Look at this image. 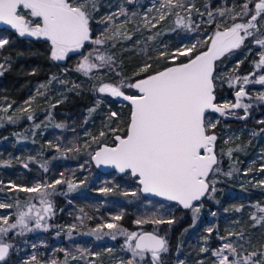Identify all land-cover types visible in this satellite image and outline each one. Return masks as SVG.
<instances>
[{"label": "trees", "instance_id": "1", "mask_svg": "<svg viewBox=\"0 0 264 264\" xmlns=\"http://www.w3.org/2000/svg\"><path fill=\"white\" fill-rule=\"evenodd\" d=\"M146 2L147 0H137L136 4L126 7L130 12H140ZM192 2L200 12L205 13L201 17L193 12V19L200 24V28L196 31L178 27L175 24V15L168 16L151 31L142 26L139 16L130 17L131 22L121 31L131 35V39L121 37L117 40L116 46L109 49L119 64L117 69L120 72L119 76L115 71L109 70L94 69L88 75L76 71L81 59L78 53L70 54L63 61H54L50 58V45L43 39H35L28 46H15L5 51V57L10 58V67L0 75V109L9 103L12 104V108L7 113L0 111V117H3V120H0L2 124L0 126V182H2L0 195L13 205L18 201L21 207L19 209L15 207L17 211L34 202L37 196L34 193L10 190V185L7 184L9 181L18 186L29 187L35 180L50 183L61 176V173L63 179L82 178V174L85 176L82 178L81 191L67 193L57 191L59 193H56L54 198L55 216L51 220L54 226L52 230L10 237L8 242L14 247L7 258L8 264H18L22 257H27L29 252L34 250L32 247L34 244L43 251V255L52 252L57 257H62L63 252L60 250L72 244L65 238L66 224L92 230L103 224L114 212L122 213V219L116 223L124 229L135 228L137 226L135 220L152 218L155 213L164 219H174L172 225L161 224L153 230L166 237L168 241L169 252L162 254L165 264H178L181 260L184 264H212L215 258L211 255V250L219 248L223 241L218 237L227 236L229 232L243 231L245 237H250L252 245L257 248L264 244V223L253 227L255 221L251 219L252 215L257 217L264 215L256 207L259 205L264 208V188H256L250 180L255 172V164L249 167L251 170L242 171L264 142V124L258 123L264 120L261 119L264 115V101L256 99L264 90L255 91L264 87L262 85H244L246 92L249 93V99L244 100L245 104L251 105L246 119H240L245 116V111L241 108L232 109V114H228L226 110L224 116L217 117L220 123L214 130L218 136L215 151L220 161V171L209 176V180L216 181V191L207 193L201 202H198L202 203L203 207L194 225L190 210L183 209L173 202L146 196L139 191V185L130 175L101 171L91 159V154L98 147L91 141V136H98L102 129L107 130L104 126L108 123L109 114L113 111L118 112L121 120L112 123V127L119 124L120 128L126 130L130 112L128 103L100 94L94 90V86L133 77V74L145 63L152 65L150 72L171 66V62L157 59L160 52L174 51L184 45L186 39H196L197 42L207 41L206 34L216 31V23L223 24L225 18L216 15V23H207L206 12L213 11L215 15L216 9L233 6L239 11V5L243 0H192ZM120 3H123V0H101L96 20H100ZM205 4L208 5L207 9ZM124 20L125 17L121 16L117 23ZM231 22L228 20L227 24ZM91 27L94 35H98L104 25L93 21ZM137 28L140 30L137 31ZM158 31L162 34L154 40L148 39ZM245 43L252 49L251 53L247 48L242 47L233 54L221 58L222 63L217 61L218 71L225 76L224 79L216 82L215 102L217 103L235 99L241 81H234V77H243L251 73L254 61L259 59L257 55L259 47L251 44V38ZM93 47L95 45L86 43L82 51L86 54ZM206 47L207 44H204L199 50L204 51ZM181 59L186 58L181 57ZM237 61H243L238 68ZM1 63H5V59ZM228 71L234 74L231 76L233 77L231 86ZM53 77L56 79L53 80ZM42 84L46 87L41 88ZM73 85L79 87L69 91ZM133 91L126 89L128 93ZM97 100L101 101L98 106ZM58 101L62 102L57 103ZM25 102H28L27 111H19L20 106ZM93 108L95 111L90 113L89 110ZM29 114L33 116L32 120L27 119ZM9 115L13 116L15 123L7 120ZM56 124H63L64 127L57 128ZM36 125L40 127L37 128ZM253 132L256 135H253ZM225 133L231 134L230 137L224 139ZM54 139L58 143L57 148H54L51 142ZM225 140H228L227 144ZM103 142L112 145L113 136L105 137ZM86 143L90 145L87 148ZM237 146L240 150L234 151L230 158L226 154L227 149ZM68 148H79V151H67ZM45 168L48 171H45ZM229 172L231 175H226ZM242 178H245V183H241ZM100 180H103L106 187L112 191L102 192L99 187ZM132 191H136L137 196L123 194ZM161 203L164 204L163 208H160ZM209 228L213 229L211 233L207 231ZM111 243L116 245L118 241ZM201 248H207L209 251L201 252ZM36 258L38 261V256ZM30 264L37 262L31 260Z\"/></svg>", "mask_w": 264, "mask_h": 264}, {"label": "snow or ice", "instance_id": "2", "mask_svg": "<svg viewBox=\"0 0 264 264\" xmlns=\"http://www.w3.org/2000/svg\"><path fill=\"white\" fill-rule=\"evenodd\" d=\"M137 0H123L117 5V10L112 11L96 20V13L99 12L101 0H0V33L12 30L19 37H34L43 39L50 44V58L54 61H63L69 57V53H78L81 57L77 64L76 71L88 75L94 69L97 71L109 70L117 71L119 64L114 54L109 49L116 46L119 38L131 39V35L122 32L130 17L140 16L142 26L151 31L157 28L168 16L175 15V24L188 31H196L200 24L193 19V12L197 16H204L192 0H160L159 7L153 5L142 15L137 11H129L126 5H134ZM251 5V7H250ZM158 13L150 16L153 11ZM205 8L208 5L205 4ZM232 8H218L215 15L213 11H207V23H216V15L225 18L223 24L216 23V31L208 37L207 41H198L193 44H186L177 47L174 51L160 52L158 60L171 62V66L164 67L163 70L150 72L151 64H143L133 77H126L118 84L101 83L99 87L94 86V90L100 94H107L113 98H122L130 105V113L127 119L126 130L120 128L119 124L112 127V123L121 120L118 112H111L108 116V123L99 132L98 136H91V141L98 145L91 159L95 161L97 167L112 166L119 173L128 174L133 177L140 186L139 191L151 193L163 198L168 202H175L183 209L190 210L195 224L198 213L203 207L202 198L209 192H215V180H209L210 174L220 171L217 153L215 151L218 136L214 131L220 123L215 121L210 113H219L221 116L232 114V109L243 108L247 118L250 104H242L241 99L249 95L243 87L236 93V102L223 106L215 103V90L217 80L223 79L218 71L217 61H221L226 55H231L235 50L242 47L247 48L251 53L252 49L246 45V40L251 38V44L259 47L257 55L258 61H254V71L243 77L235 76L238 82L244 85L259 84L264 86V74L257 75L256 70L264 69V0H243L239 5ZM184 12L185 15H181ZM125 20L120 22V17ZM231 20V24L227 21ZM93 21L103 24L104 28L98 35H94L91 27ZM140 29L137 28V31ZM175 31V29H172ZM161 32H156L148 37L154 40ZM86 42L95 45L86 54L84 49ZM11 37L0 35V51L10 46ZM207 44L206 50L199 49ZM103 49V51H102ZM181 57H185L182 60ZM5 63H0V75L10 67V58L5 57ZM178 61V62H177ZM243 61H237V68ZM67 71V70H65ZM53 80L56 77L52 78ZM229 83L231 86V80ZM65 83V81H60ZM51 83V81H49ZM41 88L46 85H41ZM73 85L69 91L78 88ZM124 89L134 90L132 94H127ZM256 99L264 101V92H260ZM62 101H58L60 103ZM28 103V102H26ZM101 103L97 100V106ZM55 107V105H52ZM12 108L9 103L0 111L7 113ZM26 112L27 109H20ZM95 111V108L89 112ZM28 120L33 116L29 114ZM3 120V117H0ZM7 120L15 123L13 116L9 115ZM87 123V121H85ZM264 124V120L258 121ZM2 126V124H0ZM40 127V125H36ZM57 128H63V124H56ZM123 134H117L121 133ZM86 135H90L86 133ZM112 135L113 145L105 144L104 138ZM253 135H256L253 132ZM228 143V140H225ZM86 143L85 147H89ZM240 148H228L227 155L231 158L234 151ZM67 151H79V148H68ZM25 167L27 165L25 164ZM83 167V165H81ZM264 169V165L261 166ZM48 171L47 168L44 169ZM251 170V169H249ZM231 175V172L226 173ZM61 176L63 174L61 173ZM2 183V182H0ZM67 183L68 191L75 189L76 185L70 181L57 179L51 184L37 182L31 187H22L11 184L10 190L16 189L28 193H36L42 205H47L43 209V214L35 211L34 204L27 205V211L20 210L16 214L14 222L10 223V216H0V264H8L7 258L13 245L8 242L11 238L10 233L20 229L15 235H23L25 231H33L29 227V220H34V228L42 227L47 229L46 224H42L46 215L53 213V208L48 199L55 192V186ZM264 184V181H261ZM51 189L52 191H49ZM2 191V189H0ZM102 192L112 191L110 188H102ZM125 196H137L136 191L124 192ZM13 204L0 203V209L12 208ZM16 208H20L17 201ZM164 204H160L163 208ZM257 209L264 213V208L256 205ZM239 211V209H237ZM212 215H216L212 213ZM122 219V213L112 217L113 221ZM255 221L253 227L264 223V215L257 217L252 215ZM174 219H164L154 214L149 219H137V225L145 223L161 225H172ZM109 229L104 235H110L116 239L117 235L125 237L124 250L131 253L130 258L121 260L120 264H165L162 254L169 252L166 237L160 236L156 231H128L120 227L117 223H105L98 225L90 234H97L102 229ZM209 233L213 229L207 230ZM71 235V233H69ZM235 237V239H233ZM97 239L100 236L97 235ZM207 242V237L204 238ZM223 243L219 248L211 250V255L215 258L212 264H264V244L258 248L252 245L250 237H245L243 231L238 233L229 232L227 236L218 237ZM248 245L249 247H246ZM35 247V245H33ZM251 248V250H249ZM60 251H64L61 249ZM80 256L72 255V260L84 259L87 253L91 257H99L98 252H89L88 249H78ZM111 252L112 249H107ZM201 252L209 251L201 248ZM150 253V260L146 254ZM66 253L65 264H67ZM32 261H37L35 255ZM24 264H29L25 261ZM49 264H57L55 260ZM88 264H95V260H89ZM184 264V261H178Z\"/></svg>", "mask_w": 264, "mask_h": 264}, {"label": "rangeland", "instance_id": "3", "mask_svg": "<svg viewBox=\"0 0 264 264\" xmlns=\"http://www.w3.org/2000/svg\"><path fill=\"white\" fill-rule=\"evenodd\" d=\"M159 3H160V0H147L145 7L139 13L142 15L143 13H145L147 11L148 8H151L153 5H155V7L158 8ZM116 10H117V7H115L111 11L107 12L106 14H108L112 11H116ZM149 15L150 16H156V15H158V13L155 11V8H153V11L151 13H149ZM181 15L183 16L184 12H181ZM139 18H140V16H139ZM212 34L213 33H207L206 37H210ZM0 35H7V36L11 37L10 46H6L5 50L0 51V63L5 58V51L7 49H10V48L15 47V46H28L31 43L32 39H37L34 37H27V36L19 37L18 34H15L12 30H10L8 32L0 33ZM195 42H197L196 39L195 40L194 39L193 40L186 39L184 42V45L193 44ZM246 42H247V40H246ZM86 43H88V42H86ZM181 46H183V45H181ZM248 48H250V47L248 46ZM70 54H72V53H69V55ZM253 71H254V68H253L252 72ZM256 71H257V75L264 74V69L256 70ZM229 75L231 77L234 74L231 71V72H229L228 76ZM222 77H223V79L225 78L224 75H222ZM121 80H118L115 83H113V82H105V83L118 84ZM233 80L236 81L235 79H233ZM241 87H243L246 91V88L244 87V84L242 83V81H241L240 88ZM124 90L126 91V89H124ZM263 90H264V87H261L260 90H255V91L257 92V91H263ZM104 95H107V94H104ZM107 96L111 97L110 95H107ZM245 99L248 100L249 95L246 97H243L241 99L242 104H245V101H244ZM235 102H236V96H235V99L233 101L232 100H223L221 102H218V103L215 102V103L223 106L225 104H233ZM26 107H28V106H27V103L25 102L24 104H22V106H20V109H26ZM241 109H243V108H241ZM210 115L213 118V120L215 121L217 119L218 115H220V114L219 113H210ZM261 119H264V115L261 116ZM230 135L231 134H229V133H225L223 137H224V139H226V138L230 137ZM51 142L53 143L54 148L58 147V143L55 139L52 140ZM93 163L95 164V161H93ZM254 164H255V172L251 175L250 180L252 181V184L254 186H256V188H264V184L261 183V181H264V169L261 168V166L264 165V142H263L262 146L260 147V149L258 150V152L252 157V159L248 160L246 165L243 167L242 171L249 169V167H251V165H254ZM98 169H100L101 171H105L104 169L101 168V166H99ZM84 177L85 176L82 174V178H84ZM82 178H71V177H69L67 179H63L61 176H58L55 178V180L62 179L64 181H70L72 184L76 185L75 189L73 190V192H74V191H81V189H83L82 188V182H83ZM55 180H53V181H55ZM102 181L103 180H100V183H99L100 189L106 187V184H104ZM37 182H40V181L35 180L31 184V186H33ZM52 182H50L48 184H51ZM245 182H246L245 178H242L241 183H245ZM7 184L11 186V184H13V182L9 181ZM31 186H29V187H31ZM58 188H59V190H57ZM49 191H52V190L49 189ZM57 191H60V192L63 191L65 193L69 192L68 191V184L62 183V184L56 185L54 194L48 198L52 204L53 213L51 215H46L45 220L42 221V224L47 225V229L45 230L44 227H42L40 229H35L34 228V220H29V227H33V231H30V232L25 231L24 233L31 235L32 233L50 231L54 228L53 224L51 223V220L55 216V210H54L55 209V207H54L55 199L54 198L56 196V193H59ZM34 194H36V193H34ZM36 196L37 197L35 198L34 202L29 203V204L35 205V211L32 213V216H35V212H37V211H39L43 214V209L47 206V205H42L40 203L39 196L37 194H36ZM0 203L13 204L12 202H10L8 199L3 197L2 195H0ZM180 207H182V206H180ZM15 210H16L15 205L12 208L0 209V216H10L11 219L9 222L12 223L15 221L16 214L18 211H20V210L27 211V205L23 206L20 210H17V211H15ZM155 214L157 215L158 213H155ZM115 215H119V212L112 213L111 216H109L103 222V224H105V223H116V221L112 220V217ZM144 219H147V218H144ZM154 225L155 224L148 225L145 223L142 225H137L133 229H126V230L136 231L138 233L141 231H145V230L150 231V229H152V231H153L158 226V225H155V226ZM64 227H65V229H64L65 238L69 239L72 242V244L67 246V247L62 248L64 250V251H62L63 252L62 257H57L55 254H52V252H49L48 254L43 255V251L39 250L37 248L38 246H36L34 244L35 245L34 250H31L27 257H22V259L20 260V262L18 264H24L25 261H28L30 264L31 257L33 255L38 256L39 264H49V262L52 260H55L57 262V264H65L66 253L71 254V255L67 256V264H88V261L93 260V259L95 260V264H120L121 260H127L131 256V253L125 251L124 247H123L124 242H125V237L121 236V235H117L116 239H112V237L110 235H104L103 234V233L109 231V229H107V228L102 229L101 232L94 235V234H90V233L95 228L92 230H86V228L81 229L78 226L73 225V224H69V223L66 224ZM96 228H97V226H96ZM19 231H20V229L17 228L16 230H14V233H10L9 236L10 237H12V236L16 237L15 233H18ZM69 233H71V235H69ZM97 235L100 236V239H97ZM112 241H118V243L116 245H113V243H111ZM58 245H56V246H58ZM109 248L112 249L111 252L107 251V249H109ZM78 249H88L89 252H98V253H100V256L94 258V257H91L90 255H88L86 253L84 259L72 260L71 259L72 255H75L78 257L80 256V252L78 251ZM146 255L148 256L147 258L150 260V253L146 254Z\"/></svg>", "mask_w": 264, "mask_h": 264}, {"label": "water", "instance_id": "4", "mask_svg": "<svg viewBox=\"0 0 264 264\" xmlns=\"http://www.w3.org/2000/svg\"><path fill=\"white\" fill-rule=\"evenodd\" d=\"M0 27H4L3 25H0ZM206 50V49H205ZM163 70V69H162ZM120 100L124 101L122 98H119ZM124 102H127V101H124ZM128 103V102H127ZM130 113V112H129ZM113 145V144H112ZM112 145H109V146H112ZM101 168L104 169V170H114L116 171L117 173H119L114 167L112 166H104V165H101ZM133 178V177H132ZM136 181V180H135ZM137 183V181H136ZM138 184V183H137ZM140 187V186H139ZM143 193V192H142ZM145 194L146 196H149V197H155V198H160V199H163L161 197H157L151 193H143ZM175 203V202H174ZM148 232H151V231H148Z\"/></svg>", "mask_w": 264, "mask_h": 264}, {"label": "flooded vegetation", "instance_id": "5", "mask_svg": "<svg viewBox=\"0 0 264 264\" xmlns=\"http://www.w3.org/2000/svg\"><path fill=\"white\" fill-rule=\"evenodd\" d=\"M5 27V26H4ZM32 40H35V39H32ZM47 42V41H46ZM48 44H49V42H48ZM50 45V44H49ZM127 94H132V93H128V92H126ZM116 99H119V98H116ZM120 100V99H119ZM122 101V100H121ZM124 102V101H123ZM125 103H127V102H125ZM105 171H114V170H105ZM116 172V171H115ZM120 174H123V173H120ZM174 203V202H173ZM145 231H148V230H145ZM161 236V235H160Z\"/></svg>", "mask_w": 264, "mask_h": 264}]
</instances>
